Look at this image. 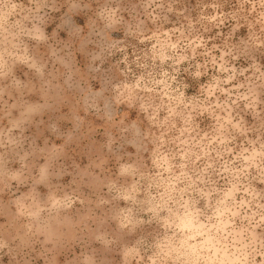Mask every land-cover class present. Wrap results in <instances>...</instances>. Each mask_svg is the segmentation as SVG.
<instances>
[{"label":"clouds","instance_id":"9594fccd","mask_svg":"<svg viewBox=\"0 0 264 264\" xmlns=\"http://www.w3.org/2000/svg\"><path fill=\"white\" fill-rule=\"evenodd\" d=\"M0 264H264V0H0Z\"/></svg>","mask_w":264,"mask_h":264}]
</instances>
